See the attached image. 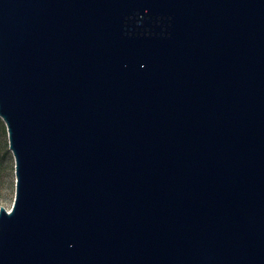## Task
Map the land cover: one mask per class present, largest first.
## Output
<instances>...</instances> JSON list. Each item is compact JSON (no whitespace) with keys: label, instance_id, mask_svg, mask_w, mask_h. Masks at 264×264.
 Instances as JSON below:
<instances>
[{"label":"water","instance_id":"95a60500","mask_svg":"<svg viewBox=\"0 0 264 264\" xmlns=\"http://www.w3.org/2000/svg\"><path fill=\"white\" fill-rule=\"evenodd\" d=\"M0 116V264H264V0H0Z\"/></svg>","mask_w":264,"mask_h":264},{"label":"rangeland","instance_id":"374dc122","mask_svg":"<svg viewBox=\"0 0 264 264\" xmlns=\"http://www.w3.org/2000/svg\"><path fill=\"white\" fill-rule=\"evenodd\" d=\"M16 186L13 152L9 146V136L5 121L0 116V206L11 208Z\"/></svg>","mask_w":264,"mask_h":264}]
</instances>
